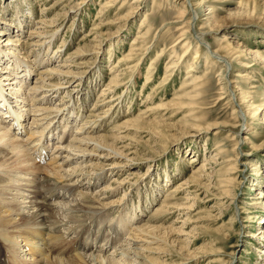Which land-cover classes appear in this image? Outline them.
I'll return each instance as SVG.
<instances>
[{"label": "rangeland", "instance_id": "obj_1", "mask_svg": "<svg viewBox=\"0 0 264 264\" xmlns=\"http://www.w3.org/2000/svg\"><path fill=\"white\" fill-rule=\"evenodd\" d=\"M60 1L0 0V28L10 33L15 31L14 35L17 36L16 38L19 41L21 40L20 42L23 43V46L21 50L19 49L20 47L16 48L13 53L23 56V60L33 66L31 68H34L35 74L41 68H47L48 66V68L56 69L59 67L63 68L61 65L63 66L64 63L71 65L70 60L76 59L72 58L74 51L87 44L90 48L91 45H95L91 42L92 35H94L96 30H92L93 27L99 26L101 21L113 20L118 11L123 14L127 13L131 5H133V0H127L123 4L120 3L121 5L111 7L109 12H106L102 17H97L101 5H104L107 0H85L83 4L77 6L73 11L67 12L68 14L64 17L59 14L65 10L68 11L70 6L67 5L64 8L63 5L67 3ZM197 1H202L200 4L205 5L204 13L211 10L208 23L212 29L218 27L215 31L203 29V37L208 40L210 46L212 45L211 48H218V42L226 40L231 44L230 48L244 52L247 55L246 61L242 60L240 64L236 63L233 66H229L226 75L233 80L231 85L234 87L236 94L237 92H251L250 96H252L253 92L255 95H260L258 103H254V99L250 98V96L247 98L249 103H253L255 108L258 107L257 111L261 113L257 117L258 120H255L258 123L250 121L254 124L239 125L235 119L236 115L233 114V103L236 101L234 99L228 101V96L219 89L218 73H220L219 66L221 63L216 66H209L207 71L206 66H204L207 62L205 63L203 56L198 59V69L196 70L197 75L204 78L205 93L202 97L185 103V107H187L185 109L180 108L178 110L174 106L168 109L162 107L164 102H169L181 90L179 86L184 77H186L187 65L193 61L196 48L200 47L203 52L206 46L194 39L195 33L193 31L199 32L198 28L204 21H199L203 18L200 16L193 20V22L195 21V27L193 25L191 29L187 28L189 33H191L188 34L191 45L186 59L182 61V58H178L183 53L182 43L173 45L181 33L177 22L181 20L180 14H176V11L180 9L182 3L186 5L183 0L139 1L137 15L124 21L120 28L121 30L114 34L116 36L107 39L109 36L106 34L102 37V43L98 47L93 48V52H90V55L87 56L84 66H71L76 78L55 75L53 79H50L49 82L51 83L46 84L47 87L44 85L45 87L43 86V88L49 94L48 89L52 91L51 89L56 90L55 87H60L57 89L60 91H53L50 94V96H53L50 100V105H57L61 102L59 104V108H61L66 105L70 106V100H73L75 103L74 112L77 111L82 115L80 121L87 120L91 124L95 121L96 114L101 113V111H107L101 126L93 128L89 134L100 135L102 133V135L109 136V143L112 142L111 138L113 136L120 135L123 137L124 135L121 143H118L116 147H119L120 150L124 146L126 147L122 149L124 154L129 153V156L137 155L132 162V166L128 167L127 174L117 171V169H108V166H106L107 168L104 167L106 174L103 180H95L94 182L93 179L87 180L85 177L81 180L79 179L81 182L84 181V186L78 189L79 193L95 192L100 202L107 205V208L102 211L103 213L95 218L99 226L106 224L104 235L112 237L115 243L117 241L118 245L115 249L122 244V247L124 246L125 239L130 236L132 229L137 225L170 228L183 224L185 219L189 218L183 230L186 235H175L174 237L173 234H169L170 239L167 240V244L164 243L163 249L170 254H166L164 251L161 253L158 260L162 264H176V261L181 256H186L184 255L187 254L184 251L185 248H182L183 242H178V240H184V243L189 244L186 248L188 251L197 252L199 247H202V253L196 254L198 257L191 260L189 264H207V261H215V259L219 261L216 264H264V222L259 219V217L264 215V145H261L264 140V122L262 121V114L264 116V0H249L248 3L243 0ZM79 2L80 0H73L72 4L77 5ZM190 9L191 7L186 6L184 19L182 18L183 21H186L190 16L188 14ZM56 17L60 19L54 21L53 25L48 26V28L42 24L44 21L52 22V19ZM144 19L145 22L141 26L140 23ZM117 26L118 24L110 26V32L117 31ZM106 28L101 26L98 29L105 32ZM54 29H57L58 32L54 38H50ZM37 30L42 32V35L34 38L33 35ZM139 30L142 32L147 30L146 39H144L145 46L140 51L142 54L139 52L134 59V62L136 61L135 63L133 62L134 64L122 61L113 67L118 60L125 58L131 51L133 46L131 41ZM7 38L8 36L0 37L1 46L3 45L2 43L7 41ZM37 44L42 45L39 46ZM254 51L261 52L263 58L259 59L257 57L255 59L257 53ZM151 60L153 61L152 69L149 67ZM171 61H177L178 65L173 71L175 73L169 79L164 80L166 65ZM75 62L77 63L78 59L73 61V63ZM253 62L257 64L250 65ZM19 65L24 66L23 63H19ZM44 65L45 67H43ZM246 65H250L248 70L245 68ZM12 68L15 73V68L17 67L13 66ZM244 69H246V75L237 77V71ZM21 70L24 72L26 68L23 70L22 67ZM16 71L19 72L18 70ZM146 75L149 79H145ZM115 76L118 78L115 79ZM3 77L2 79H5ZM11 77L13 76L8 78ZM36 78L37 76L31 73L28 76L30 80L27 79V81L30 84L31 80L33 82ZM252 78H254L253 81L251 80ZM115 82L119 83V85L116 88H109ZM26 85L22 84L25 92L27 91ZM248 85H252L253 88H249ZM21 91L24 92V90ZM54 93L56 94L54 95ZM150 94H153L152 97H150ZM24 96L29 98L30 93L26 92ZM218 96H225V98L218 101ZM103 102L106 105L103 104L101 107L100 103ZM38 105L46 106L47 104ZM144 109L145 111L143 112ZM56 111L50 112L51 114L53 113L52 116L57 113ZM50 113L49 115H51ZM67 114L68 111L65 110L62 117L68 119L70 115L67 116ZM69 114H71V110H69ZM49 115L46 118L51 122L52 116ZM74 115L75 113L72 114V117ZM28 117L30 120L32 119L31 116L28 115L26 118L28 119ZM183 117L184 119H182ZM186 117L202 128L197 132L198 134L191 136L194 133L191 129H188L189 127L187 126L190 125L185 124ZM131 120L162 122L170 125V127L169 129L163 128L166 134L163 133L164 136L161 139L157 138L158 141L157 139L154 141V136H151V133L146 128L136 130L126 129L127 126L122 128L123 123ZM62 123L60 122L61 125ZM25 125L28 126V124ZM207 126L210 128L206 129ZM88 128H92V126ZM119 131L120 133H118ZM230 133L234 136H227ZM236 140H239L237 146H235ZM236 157L238 163L240 161L245 163V169L238 174H230V178L236 176L239 177L240 181L236 188L233 184L227 187L230 191L229 193L234 188L236 189L234 192L237 195L233 200L232 195L228 194L227 197L223 195L224 191L220 186L223 184L222 181H225V177H227L226 172L229 171L227 167H232ZM209 160L213 162L208 163ZM204 162L207 163L204 166L206 176L199 178L201 180L196 185L192 183L194 185L188 189L186 188L187 183H180L184 180L187 181L194 174L195 169H199ZM78 163L84 165L81 160H77L76 163L74 162L66 168ZM57 169L59 168L56 167L55 170ZM91 169L93 170L94 168L87 170L90 171ZM96 170L99 171V169ZM257 172L258 174H256ZM79 180H76V182ZM120 180L124 184L119 183ZM93 182L94 184L91 186ZM103 185H109V188L100 192V188L104 187ZM170 193H174V195L171 197ZM76 196L77 194L69 197L74 199ZM193 196L196 199H193ZM67 200L61 197L57 199V201H64L65 205L68 202L70 204L74 203ZM241 201L244 205H247L246 207H250L248 203L253 201L255 204L252 207L257 204L260 208H254L255 210L253 211L256 212L239 216L241 209L240 206L236 205ZM114 202L116 204L113 205ZM190 203H193V205L187 215L184 212L187 210L186 206ZM59 205L62 206L63 204L59 202ZM133 212L136 214L137 221L131 225V222L136 220L128 221L132 217ZM94 216L95 214L92 217ZM60 217L65 219L63 214ZM90 218L84 220L89 221ZM78 224L74 226L77 227L79 226ZM70 229L68 228V230ZM188 232L190 233L187 234ZM67 243L68 241L65 245L67 253H69ZM125 245L127 246V244ZM113 251L114 249L111 250V252ZM90 253L101 254L92 251L82 254L88 256ZM143 254L151 256L148 252Z\"/></svg>", "mask_w": 264, "mask_h": 264}, {"label": "bare ground", "instance_id": "obj_2", "mask_svg": "<svg viewBox=\"0 0 264 264\" xmlns=\"http://www.w3.org/2000/svg\"><path fill=\"white\" fill-rule=\"evenodd\" d=\"M139 1L141 0H133L132 1L133 5H131L130 10L127 11V13L123 14V13H120V11H118V13L115 14L116 17H114L113 20H109L106 22L101 21L99 23L100 24L99 26L93 27L92 30L94 29L96 30L94 32V35H92L91 42H93V44L95 45H91V48H90V46L87 44V45H84L83 47L78 48L76 51H74L72 58H76L75 60L78 59L77 63L76 62L73 63V61L75 60H70L71 65L64 63L63 66L61 65V67L63 68L59 67L56 69L48 68L49 67L48 66L47 68H41V70L37 72L36 74L34 73L35 71L34 68L33 69L31 68L33 66L28 64V62H26L25 60H23V56H18L13 53L16 50V48L20 47L19 49L21 50L23 46V43L20 42L21 40L19 41L16 38L17 36L14 35L15 31L14 32L12 31L10 33L0 28V34H1L0 37L2 38L3 36H8L7 41L2 43L3 44L2 46L0 45V98L3 104L6 105V107L9 106L12 109L18 122L21 125V131L19 132L15 128L11 127V124H9L11 123V120H8L7 123H4V125L0 124V243L7 246L11 251L17 250V251L23 252L20 257V263H25L26 260H31L32 264H123V263L124 264H162L161 261H159L158 259H160V255L161 253H163V251L166 252L163 249V246H164V243L167 244L166 242L168 239H170L169 238L170 235L173 234L174 237L175 235L176 236L186 235V233L185 234L183 233V230L189 218L185 219L183 223L184 225L180 224L177 227L173 226L170 228L161 227V226L158 227V226H149V225H145V226L137 225L134 227V229H132V232L129 234L130 236H128L125 239L126 240L125 244H127V246L124 244V246L122 247L123 244L121 243L122 245L119 248L114 249L113 252L110 251L111 253H107V254L90 253V255L88 256L83 255L82 253H79V252L74 253L70 251L69 253H67L66 245H65L67 241H65V238L63 237V233L60 232V230H57L56 232V230L53 228H56L57 226H59L61 230L65 231L68 228L70 229L72 226L78 223H79L78 225L80 226L84 221H86L84 219L92 217L94 214L97 215L101 213L102 211L105 210V208H107V205L100 202V199L98 198L97 193L95 192L94 193L93 192L91 193H88V192L79 193L78 192L79 194H77L78 196V197L76 196L77 198L74 197V199L70 198L69 200H67V201H73L74 203L70 204L68 202L66 205L64 204V201H51V202L45 201L42 199L41 194L39 193L40 187L44 186L42 185V182H44L45 180L52 179L54 183L67 182V183L73 184L76 182V180H79V179L81 180L83 177H85L87 179H93L94 182L95 180L100 181L105 178L104 176L106 174V171L104 170V167L107 168L106 166H108V169H111V170L117 169V171L126 173V171L128 172V167H131L132 162L136 159L135 157L137 155L129 156V153L124 154L122 149L126 147L123 146V148L122 149L120 148V150H119V147H116L118 143H121V139L124 137V135L123 137L120 135L113 136L111 138L112 142L109 143L110 141L108 140L110 139L109 136L102 135V133L100 135L89 134L88 131L84 129L87 127V124L89 123L87 120H84V121L81 120V123L80 122L78 123V126L75 129L74 135L71 138H68V136L65 135L64 132L61 130L56 132L57 127L59 126V123H57V125L55 123L59 122L58 121L60 119L59 117L64 115L65 110L68 111L67 116L71 115L69 114L70 106L66 105L65 107L59 108L60 107L59 104L61 102L58 103L57 105L51 106L50 100L51 98H53V96H50V94L53 91L55 92L60 91V90H57L60 87H55L56 85L55 84L54 87L56 88V90L51 89L52 91H50L48 89L50 93L47 94V91L46 89L43 88V86L48 83H51L49 81L50 79H53L55 75L67 76L69 78H76L71 66L78 67L80 65L86 64L87 56L90 55V52H93L94 50L93 48L98 47L102 43L103 36L107 34V36H109L107 39H110L112 36H116L114 34L118 33L119 30H121L120 28L123 25V22L137 15L139 11L138 10ZM172 1H177V0H172ZM183 1L186 3V5L182 3V5H180V9H177L176 11V14L177 13L180 14L181 20H178L177 22L179 24L178 29L181 31V33L179 37L176 39V43L173 45L175 46V45L182 43L181 45L183 46V53H181V55H179L178 58H182V61L186 59V55L189 52L190 50L189 48L191 45V41L188 35L191 33H189L187 28L191 29V26L195 24L194 23L195 21L193 22V20H196V18H199L200 16H202L203 18L200 19L199 21H202V20L204 21H202V25L199 26L198 28L199 32H197L196 30L193 31L195 33L194 39L198 43L204 44L206 46L203 52L200 50V47L196 48L193 61L187 65L188 68L186 71L187 73L186 77H184V79L181 81V85L179 84L180 85L179 89L181 90L177 92L178 94L176 93L175 96L172 95L173 99H171L169 102L167 103L164 102L163 104L160 101L163 104V106L162 105L161 106L165 109L166 108L168 109L173 106L175 107V109H178V110L180 108L185 109L187 108L185 107V103L192 101L193 99H198V97L199 98L202 97V95L205 93L204 92V78L203 76L197 75L196 70L198 69V59L203 56L202 58L205 59V63L207 62L206 65L204 64V66H206L205 67L206 69L209 68V66L211 65L216 66L218 63H221V65L219 66L220 73H218V76H219L218 79L220 83L219 89L221 90L222 93L228 96L227 97L228 101H231L232 99L236 101L235 102L233 100L235 102L233 103L234 104L233 114L236 115L235 119L238 121L239 125L247 126V125L254 124L252 122L255 120H258L257 117L261 113L257 111L258 107L255 108L254 104L249 103V100H247V98L251 95V92H246V93L237 92L236 94L234 87H232L231 85L233 83V80L230 79V77H227L226 75V72L229 66L231 65L233 66V64H236V63L240 64L242 60L246 61L247 59L246 53L230 48L229 46L231 44L228 43L226 40H221L220 43L218 42V48H214V49L211 48L212 45L210 46V44L208 43V40H206L203 37L204 30L215 31L218 29V27L216 28L215 26L214 27L216 29H212L211 25L208 23V20L210 19V16H211V10L204 13L205 5L200 4L202 3V1H197V2L196 0H194V2L193 0H183ZM243 1L245 3L249 2V0H243ZM60 2L67 3L63 5L64 8H66L67 5L70 6L68 11L65 10L64 12L59 14L60 16L65 17L66 14L73 11V9L77 8V6H79L80 4H83L85 0H80V2L77 3V5L72 4L73 0H61ZM125 2H127V0H107L104 5H101L100 10L98 11L97 17H102L104 14H106V12H109L111 7L119 5L120 3L123 4ZM186 6L191 7V9L189 10L190 12L188 13L190 16L187 19L188 21L187 20L183 21ZM247 15H250V14H247ZM59 19L60 18L56 17L55 19H52V22L48 23L47 21H44L42 24L44 25V27L48 28V26L53 25L52 23L54 21L59 20ZM144 22H145V19L140 23L141 26L144 24ZM3 24H7V23H3ZM114 24H118L117 26L118 30L112 33L110 32L111 30L109 29H110V26H113ZM101 26L107 27L105 32H102L101 30L98 29ZM57 32H58L57 29H54L53 33L50 35L51 36L50 38H54ZM9 34H12V35H9ZM146 34H147V30L144 32L139 30L135 38H133V40L131 41V44H133V46L131 45L132 46L131 51L127 54L125 58L118 60L113 65V67H115L117 64H120L122 61H127L130 64L133 63L135 57L138 56L139 52L145 46L144 39H146L145 38ZM41 35H42V32L37 30L34 33L33 37L36 38V37H40ZM202 37H203V40H202ZM37 45L41 46L42 44H37ZM254 52L257 53V56H255V59H257V57L259 59L263 58L261 56L262 54L261 52L259 51H254ZM140 54L142 53L140 52ZM6 61H7V64H6ZM177 61H171L170 63H167L168 65H166V68L164 71V78H163L164 80L169 79L170 76H172L175 73V72L173 73V71L175 67L178 65ZM19 63H23L24 66H21V65L18 66ZM150 64L151 65H149V67L151 68L153 61ZM256 64L257 63L253 62L250 65L253 66ZM250 65H246L245 68H247L248 70ZM13 66L17 67L15 68V73L12 68ZM10 67H11V70H10ZM20 67L21 68L23 67V70L26 68V70L22 72ZM43 67H45V65ZM16 70H18L19 72H17ZM132 71H133V68H132ZM245 72H246V69L239 70L237 71L236 76L242 77L246 75ZM31 73L37 76V78L33 80V82L31 80V83L29 84L27 79H28L29 74ZM9 76H13V77L8 78ZM2 77L5 79H2ZM114 78L117 79L118 77L115 76ZM145 79H149L147 75ZM253 79L254 78H252L251 80L253 81ZM22 84L26 85L25 87L27 90L26 92L30 93L29 98L27 96H24L26 92ZM117 85H119V83L115 82V84H112V86H109V88L110 87L116 88ZM52 86H53V83H52ZM248 87L251 88L252 85H248ZM21 90H24V92H22ZM55 94L56 93H54V95ZM152 95L153 94H150V97H152ZM224 98L225 96H218V101ZM250 98L254 99V103H258L260 101V95H255L253 92ZM30 101L31 103H29ZM12 102L15 103V105L12 104L13 108L16 106V108L14 109L12 108L11 105L8 104ZM38 104H47V105L40 106ZM103 104L106 105V103L103 102V103H100V106L102 107ZM156 105H159V104H156ZM31 107H34V108H31ZM55 110H57L56 111L57 113L56 114L54 113L55 115L51 117L52 118L51 122L53 120L55 121L53 122V125L51 126V130L48 135L49 136L48 140H52L54 143L59 142L61 144L67 142V144L65 145L62 144L63 146L57 145V147L59 148V151L51 157L50 161H47V163L42 166L36 163L35 161H33L31 156L26 152V150L24 149V145L22 143L23 137L19 136L18 134L20 135L23 134L24 131H22V129L25 130L23 121L24 120L27 121L26 117L28 115L31 116L32 121H34V124L36 125L35 120H37V122L43 121L47 117V115H49L50 112L55 111ZM144 111L145 109L143 110V112ZM106 112L107 111H104V112L101 111V113L96 114L95 121L92 122L90 126L93 125L94 128L101 126V123L105 119ZM254 116H255V119H254ZM182 119H184V117ZM262 121L264 122L263 114H262ZM255 123H258V122L255 121ZM185 124L190 125L187 127H189L188 129H191L193 131L194 134L191 136L198 134L197 132L202 129L200 128L199 125L192 123L191 119H188V118L185 121ZM72 126L73 125H71L70 127ZM125 127L126 129L129 128L130 130L146 128V130L149 133H151V136L152 135L154 136L153 137L155 138L154 141H156L157 138L161 139V137L164 136L163 133L166 132L165 129H169L170 125H167L162 122H143L142 120H131V121H127L123 123L122 128H125ZM209 128L210 127L208 126L206 127V129H209ZM9 129H12L11 133L9 132ZM87 129H91V128H87ZM83 133H86V134H83ZM118 133H120V131ZM227 136L232 137L234 135L230 133ZM238 143H239V140H236L235 146H237ZM261 145H264V140L261 142ZM36 149H39L37 156H36L37 162L41 161V157L44 158L49 155L46 147L38 146ZM132 154H135V153H132ZM77 160H81V163H83L84 165L78 163L77 164L78 166L74 165L69 168H66L67 166L72 165L74 162L76 163ZM50 162L52 163L50 164ZM209 162L212 163L213 161L209 160L208 163ZM206 165L207 163L204 162L199 169L198 168L195 169L194 174L191 175L187 179V181L184 180V181H181L180 183H187L186 188L188 189L192 188V186L194 185L192 183H195L196 185V183L201 180L199 178L206 176V173L204 172L205 171L204 166ZM56 167H58L59 169L55 170ZM89 168H94V169L93 170L91 169L89 171L87 170ZM96 169H99V171ZM227 169L229 170L228 172H226L227 177H225L226 178L225 181H222L223 184H221L220 188L224 191L223 195H225V197H227L229 194V195H232V199L234 200L237 195L234 192V190H236L235 188L236 186L240 184V181L238 179L239 177H236V176L233 178H230V174H236V173L238 174L244 171L245 163L241 161L238 163L237 157H236L234 160V163L232 164V167H229V168L227 167ZM33 174L35 175L38 174L37 178H39V180L40 178L42 179L37 182V179L33 177ZM256 174H258V172ZM125 181L128 182L127 179H125ZM119 183L124 184L122 183L121 180ZM232 184L235 185V188L233 187L234 189L232 190L231 193H229L230 191L229 189H227V187ZM109 185H106V186L103 185L104 187L100 188V192L107 190L109 188ZM170 194L169 195L171 197L174 195V193L173 194L170 193ZM193 199H196L195 196H193ZM59 202H61L63 205L62 206L59 205ZM115 202L113 203V205L116 204ZM241 202H238V205H236V206H240V209H241L239 212V216L242 214H246V213L250 214L251 212H256V211H253L255 210L254 208H257V209L260 208V206H257V204L252 207V205L255 204L253 203V201L251 203H248L250 207H246L247 205H244V203L243 202L241 203ZM192 205L193 203H190L188 206H186L187 210L184 212L185 214L188 215L190 213V210H191L190 207ZM62 214L65 215L66 220L63 217H60ZM259 219H261L264 222V215L259 217ZM136 221L137 219L135 220V223ZM230 222L232 223V221ZM45 233H47L48 237L44 236ZM60 233H62V235H60ZM189 233L190 232H188L187 234ZM115 240H118V239H115ZM178 242H183L182 248H185L184 251L187 254L183 253L186 256H181L176 261V264H189L191 260H194L195 257H198L196 254H198L199 252L202 253L201 252L202 247H199V249L197 250V252L195 251L196 252L195 253L193 251H188V249H186L189 246V244L187 245L186 243H184L185 242L184 240H180V241L178 240ZM26 245L29 247L28 250L32 252L33 256L31 259H27L25 256V251L23 250V248ZM144 252L150 253L151 256H146V254L144 255L143 254ZM166 254H170V253L166 252ZM1 257H2V254L0 253V260H1ZM216 263H219V261L216 259L215 261L213 260L207 261V264H216Z\"/></svg>", "mask_w": 264, "mask_h": 264}]
</instances>
